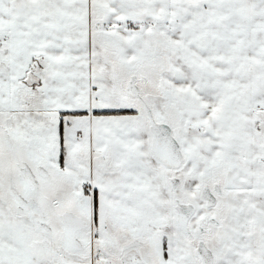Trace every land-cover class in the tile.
<instances>
[{
  "label": "snow or ice",
  "instance_id": "1",
  "mask_svg": "<svg viewBox=\"0 0 264 264\" xmlns=\"http://www.w3.org/2000/svg\"><path fill=\"white\" fill-rule=\"evenodd\" d=\"M0 264H264V0H0Z\"/></svg>",
  "mask_w": 264,
  "mask_h": 264
}]
</instances>
